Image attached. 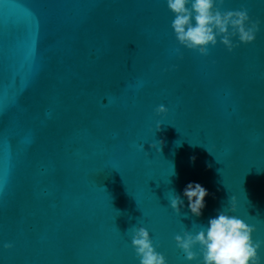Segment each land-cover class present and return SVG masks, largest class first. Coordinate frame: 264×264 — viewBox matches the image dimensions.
<instances>
[{"label": "water", "instance_id": "water-1", "mask_svg": "<svg viewBox=\"0 0 264 264\" xmlns=\"http://www.w3.org/2000/svg\"><path fill=\"white\" fill-rule=\"evenodd\" d=\"M241 8L256 40L203 56L167 0H0V264H140L133 227L168 264H201L175 236L233 196L264 241V0L222 10ZM189 183L209 193L199 217Z\"/></svg>", "mask_w": 264, "mask_h": 264}, {"label": "clouds", "instance_id": "clouds-1", "mask_svg": "<svg viewBox=\"0 0 264 264\" xmlns=\"http://www.w3.org/2000/svg\"><path fill=\"white\" fill-rule=\"evenodd\" d=\"M224 3L225 0H167L168 8L174 14L171 27L178 43L203 56L209 55L210 46L215 47L218 43L233 51L239 46L234 43V38L239 43H253L260 30V22L252 20L247 8L222 10ZM175 51L180 52V49ZM156 111L157 114H165L168 108L160 105ZM161 125L163 123H158L157 129ZM162 143L155 141L151 146L162 152ZM141 148L144 150L143 145ZM172 175H175L174 170ZM171 193L168 200L171 208L179 215L184 199L175 189ZM208 195V190L201 184H187L183 197L187 198L192 215L199 217L203 214ZM230 204V208H224L215 218H210L207 226L198 225L197 232L185 230L183 235L175 236L177 247L183 251L188 261H196L202 257L201 264H264V258L260 255L264 241L254 239V225L229 214L237 211L236 197H231ZM131 243L140 264H168L166 256L154 246L147 228L133 227ZM4 247L10 249L13 245L9 243ZM197 248L199 252L196 251Z\"/></svg>", "mask_w": 264, "mask_h": 264}]
</instances>
